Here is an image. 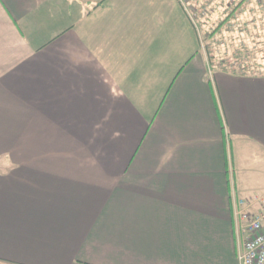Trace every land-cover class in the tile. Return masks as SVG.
Instances as JSON below:
<instances>
[{"label":"crops","instance_id":"1","mask_svg":"<svg viewBox=\"0 0 264 264\" xmlns=\"http://www.w3.org/2000/svg\"><path fill=\"white\" fill-rule=\"evenodd\" d=\"M260 68L209 64L178 0H0V264H238Z\"/></svg>","mask_w":264,"mask_h":264},{"label":"rangeland","instance_id":"2","mask_svg":"<svg viewBox=\"0 0 264 264\" xmlns=\"http://www.w3.org/2000/svg\"><path fill=\"white\" fill-rule=\"evenodd\" d=\"M182 2L195 24L200 49L209 64L218 65L227 58L241 65L245 61L243 53H248L251 64L264 65V0ZM233 8L236 16L220 24Z\"/></svg>","mask_w":264,"mask_h":264},{"label":"built area","instance_id":"3","mask_svg":"<svg viewBox=\"0 0 264 264\" xmlns=\"http://www.w3.org/2000/svg\"><path fill=\"white\" fill-rule=\"evenodd\" d=\"M178 1L188 12L182 0ZM255 202L259 207L257 212L254 213L242 206L237 211L241 230L244 233L237 256L238 264H264V194L256 196ZM244 203L242 202L241 205Z\"/></svg>","mask_w":264,"mask_h":264},{"label":"trees","instance_id":"4","mask_svg":"<svg viewBox=\"0 0 264 264\" xmlns=\"http://www.w3.org/2000/svg\"><path fill=\"white\" fill-rule=\"evenodd\" d=\"M239 6V4H238ZM235 10L236 8H233L231 9L229 15L223 19L221 21L220 24H224L225 21H229V19L231 17H235ZM244 57H245V61L240 65V63H238V61H234V60H231V59H225L223 62H222V68L224 70H230L231 72H236V71H240V72H243V74H245L247 71L249 73H252V74H258V73H261L262 71L260 70L261 66L260 64H257V63H254L253 65L249 62L250 61V57L246 54V53H243ZM246 58H248V61L246 60ZM239 64V65H238ZM253 66V67H252Z\"/></svg>","mask_w":264,"mask_h":264}]
</instances>
